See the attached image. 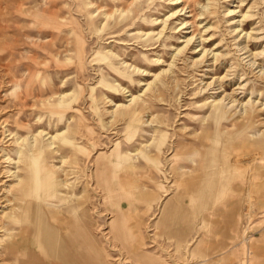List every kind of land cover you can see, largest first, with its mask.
<instances>
[{"label":"rangeland","instance_id":"374dc122","mask_svg":"<svg viewBox=\"0 0 264 264\" xmlns=\"http://www.w3.org/2000/svg\"><path fill=\"white\" fill-rule=\"evenodd\" d=\"M263 105L264 0H0V264H264Z\"/></svg>","mask_w":264,"mask_h":264},{"label":"bare ground","instance_id":"6f19581e","mask_svg":"<svg viewBox=\"0 0 264 264\" xmlns=\"http://www.w3.org/2000/svg\"><path fill=\"white\" fill-rule=\"evenodd\" d=\"M261 75V74H260ZM244 84V83H243ZM239 85V84H238ZM235 86V85H234ZM242 86V85H241ZM211 87H213V85H208L207 86V88H211ZM215 88V87H214ZM213 88V89H214ZM223 88V85L222 86H219V88H217L218 90H221ZM239 90H240V88L239 87H237L236 88V90H235V92H239ZM208 91V90H207ZM214 92H216V91H214ZM218 95V94H217ZM26 96V95H25ZM237 96V95H236ZM227 100V97H225V96H223V98L221 99V101L222 100ZM220 100V99H219ZM230 103L232 102V103H238V104H240V105H242L241 104V101H239V99L236 97V99L235 100H232L231 101V99H230V101H229ZM243 102V101H242ZM264 106V105H263ZM241 110H242V112L244 113V114H248L247 113V108L245 107V106H241ZM254 136H251L250 137V139H249V141H254V138H253ZM221 136L219 135V134H217V136H216V139H215V145H217V146H220V140H221ZM217 156L218 157H220L219 155H212V159H211V161L209 162V168L212 170L211 171V173H210V177L212 178V176L213 175H215L214 173H216L217 172V168H215L216 166H219L220 167V170H219V173H220V180L221 179H223V175L225 174V172L228 170L227 169V165H226V163H224V162H222L219 158H217ZM223 176V177H222ZM211 181V180H210ZM209 181V182H210ZM183 184L185 185V183L183 182ZM182 184V185H183ZM212 183H210L209 185H208V188H212L211 185ZM231 184L232 183H230V188H228V190H227V192H230L231 194H232V191H233V188H231L232 186H231ZM217 192H220L221 193V190L219 191V190H217ZM227 192H224V193H227ZM244 192L246 193V188H245V190H244ZM45 193V192H44ZM208 194V193H207ZM220 195V194H219ZM219 195H216V198H217V196L219 197ZM204 196H206V194H204ZM75 197V196H74ZM74 197H71L72 199L74 198ZM216 200H218V199H216ZM215 200V201H216ZM214 201H212V203H213ZM4 203V202H3ZM214 204V203H213ZM206 205V204H205ZM4 208V207H3ZM38 209H39V207H38ZM38 213H39V210H38ZM38 220H40L39 218H38ZM49 229H47L46 231L42 228V223H40V225H39V227H38V236H37V238H36V247L38 248V251L40 252V253H42L43 255L45 254L44 252L46 251V249H47V242H48V238H49ZM36 253V255L35 254H27V260L23 263V264H34V260H36L37 259V263H39V258H41L40 256V253L39 254H37V252H35ZM45 257H46V255H45ZM69 258V257H68ZM68 258H64L63 259V264H78L76 261H75V259H71V258H69V260H68ZM26 259V258H25Z\"/></svg>","mask_w":264,"mask_h":264},{"label":"crops","instance_id":"0c3cea01","mask_svg":"<svg viewBox=\"0 0 264 264\" xmlns=\"http://www.w3.org/2000/svg\"><path fill=\"white\" fill-rule=\"evenodd\" d=\"M46 264H48V263L46 262Z\"/></svg>","mask_w":264,"mask_h":264}]
</instances>
